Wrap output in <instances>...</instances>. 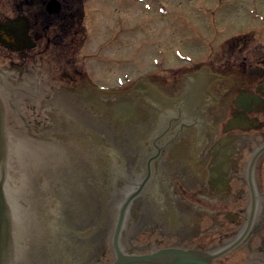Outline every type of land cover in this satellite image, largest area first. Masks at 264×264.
Segmentation results:
<instances>
[{
  "label": "flooded vegetation",
  "instance_id": "obj_1",
  "mask_svg": "<svg viewBox=\"0 0 264 264\" xmlns=\"http://www.w3.org/2000/svg\"><path fill=\"white\" fill-rule=\"evenodd\" d=\"M72 28L31 20L35 46L0 60V80L33 85L16 101L0 86L6 171L50 199L46 233H15L18 264H107L122 208L117 243L143 264H264V41L119 87L116 59L89 69Z\"/></svg>",
  "mask_w": 264,
  "mask_h": 264
},
{
  "label": "rangeland",
  "instance_id": "obj_2",
  "mask_svg": "<svg viewBox=\"0 0 264 264\" xmlns=\"http://www.w3.org/2000/svg\"><path fill=\"white\" fill-rule=\"evenodd\" d=\"M20 1L22 0H0V14L10 13ZM104 2L105 0H86L87 25H94V28H97L96 24L108 26L112 24L114 11L110 8L115 7L117 3L104 5ZM129 3L126 0H118L117 10L119 9L121 17L116 25L118 72L125 68L133 73L140 71L148 67L146 63L152 56L178 57L174 54V47H178L183 53H188V56L192 54L198 56L201 53L203 56L209 51L202 48L204 41L220 40L237 32H244L246 35L247 31L252 34H248L250 40L264 41V20H262L264 0H165V5L169 7L167 14L156 9L153 4L145 8L143 2L139 0H133L131 6ZM198 5L207 8L212 6L210 8L212 10L202 12L197 10ZM253 10L258 11L261 17H254L251 14ZM94 16H97L98 21L93 20ZM257 26L259 32H263L260 35L259 32L251 33ZM99 30L102 32L101 28ZM101 32H96L99 34L98 37L91 40L93 30L90 28V37L87 39L92 42L102 41L107 34L103 37ZM159 49H162L160 54L157 53ZM30 191L31 186L24 187L19 193L20 199L25 203L24 207L28 210H32L30 201L33 202ZM26 214L29 217L38 216L36 212L32 215L27 211ZM78 216L79 211L75 209L74 217ZM32 232L36 233V229ZM49 260L51 256L45 252L39 264H48Z\"/></svg>",
  "mask_w": 264,
  "mask_h": 264
},
{
  "label": "water",
  "instance_id": "obj_3",
  "mask_svg": "<svg viewBox=\"0 0 264 264\" xmlns=\"http://www.w3.org/2000/svg\"><path fill=\"white\" fill-rule=\"evenodd\" d=\"M11 29L6 27H0V42L2 43H13L17 40L24 41L23 38L16 39L14 32H10ZM13 35L12 37L10 35ZM1 115H0V130H1ZM2 140L0 133V158H1V149H2ZM11 229V217L9 215L8 206L5 203L3 193L0 186V264H7V251L9 243V235Z\"/></svg>",
  "mask_w": 264,
  "mask_h": 264
}]
</instances>
